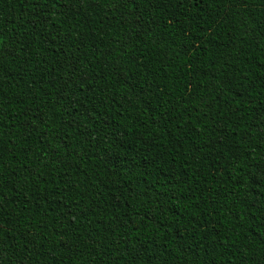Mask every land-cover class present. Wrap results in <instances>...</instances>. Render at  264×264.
I'll use <instances>...</instances> for the list:
<instances>
[{
  "label": "trees",
  "instance_id": "obj_1",
  "mask_svg": "<svg viewBox=\"0 0 264 264\" xmlns=\"http://www.w3.org/2000/svg\"><path fill=\"white\" fill-rule=\"evenodd\" d=\"M0 264H264V0H0Z\"/></svg>",
  "mask_w": 264,
  "mask_h": 264
}]
</instances>
